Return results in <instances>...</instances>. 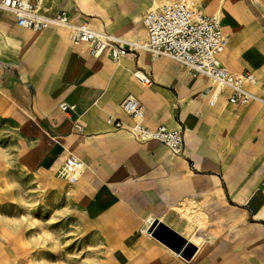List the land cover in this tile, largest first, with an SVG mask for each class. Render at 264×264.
I'll return each instance as SVG.
<instances>
[{
  "label": "crops",
  "instance_id": "0c3cea01",
  "mask_svg": "<svg viewBox=\"0 0 264 264\" xmlns=\"http://www.w3.org/2000/svg\"><path fill=\"white\" fill-rule=\"evenodd\" d=\"M34 1L48 14L65 11L73 23H86L108 34L110 19L96 15L97 0ZM149 9H143L142 15ZM221 13L223 31L230 37L221 62L238 75L252 74L256 82L245 86L264 100V35L231 8L224 7ZM4 19L10 27L0 30V35H6L4 40L11 45L0 48V83L21 117L20 159L40 173L56 169L69 150L82 159L92 181L83 195L89 198V211L111 224L108 243L114 246L116 260L235 264L234 248L222 256L220 247L234 244L236 228L258 229L259 238L251 242L264 243V200L252 198L257 189L246 184L247 175L235 178L228 172L224 178L221 172L227 167L219 164L215 150L210 165H203V158L190 155L186 146V136L208 124L210 132L223 140L238 139V132H243V147L254 143L263 149L264 103L233 107L226 92L217 96L213 83L193 79L183 65L169 58L153 59L145 50H131L116 66L108 53L95 57L87 45L74 47L66 30L36 34L17 30L10 13H0V29ZM118 33L124 38L123 31ZM134 73L149 77L152 86L144 87ZM129 98L141 104L146 126L183 131L182 155H173L156 141L138 142L128 131L115 130L108 123L113 119L126 127L134 125L121 109ZM62 105L69 109L63 111ZM235 179L242 182L236 184ZM121 212L128 219L119 217ZM154 222L196 248L190 260L149 234Z\"/></svg>",
  "mask_w": 264,
  "mask_h": 264
},
{
  "label": "rangeland",
  "instance_id": "374dc122",
  "mask_svg": "<svg viewBox=\"0 0 264 264\" xmlns=\"http://www.w3.org/2000/svg\"><path fill=\"white\" fill-rule=\"evenodd\" d=\"M184 1L191 2L189 6L194 11L204 14L215 15L210 12L218 9L220 12L215 16L219 18L222 16L221 10L229 7L264 35V0H101L100 3L97 0L95 13L110 19V25L105 30L111 37L144 45L147 42V32L143 24L145 14L142 15L141 11ZM84 7L83 4L82 9ZM0 13L8 15L3 11ZM3 22L0 30L9 29L7 19ZM119 30L124 32V38L118 36ZM4 39L6 35H0V48L11 45ZM128 53L130 50L126 52ZM108 56L116 66L124 58L114 59L109 53ZM135 75L136 73L133 75L136 79L141 76ZM142 85L147 88L152 83ZM250 104L262 105L258 102ZM16 112L15 105L0 83V264H126V261L115 259L114 246L108 243L112 237H108L111 224L89 211V198L84 197L83 193L84 189H90L92 181L88 179L82 159L69 150L62 163L53 171L40 173L29 170L20 159L23 135L20 128L21 117ZM239 125L241 124L236 127ZM197 131L186 136L189 154L202 157L203 165H210L215 150L219 164L227 167V171L221 172L222 177L228 172L235 178L238 174L247 175L246 184L257 189L252 198L264 200V148L258 149L254 143L243 147V132H238V139L223 140L221 136L210 132L208 124H203ZM245 141L244 143L249 142ZM71 162L73 167L70 171L68 165ZM73 177L77 178L75 183L71 181ZM235 182L239 184L242 180L235 179ZM84 184L87 187H82ZM226 214L227 212L220 213L222 216ZM121 215L128 219L126 213L121 212L119 217ZM235 220L240 222L239 215L235 214ZM263 229L264 226L261 227ZM258 232V229L236 228L234 244L228 248L220 247V254L230 255L234 248L235 264H264V243L261 239L255 244L251 242L252 239L259 238ZM256 255H261L262 258H255Z\"/></svg>",
  "mask_w": 264,
  "mask_h": 264
},
{
  "label": "built area",
  "instance_id": "2783aa9c",
  "mask_svg": "<svg viewBox=\"0 0 264 264\" xmlns=\"http://www.w3.org/2000/svg\"><path fill=\"white\" fill-rule=\"evenodd\" d=\"M0 11L12 14L19 28L32 32L44 30H66L73 45H87L95 57L104 53L114 59L124 56L128 50H145L153 59L168 57L183 65L193 79L206 80L218 89V94L226 92L228 103L233 107H242L251 102L264 103V100L252 94L246 84H254V76L246 73L238 75L230 71L221 62V56L229 46L230 37L224 33L222 21L215 15L194 11L185 3L165 4L157 9L146 11L143 24L147 32V42L136 45L120 42L107 33L98 32L88 24H75L70 14L60 11L48 14L39 2L34 0H0ZM143 84H150L147 76L138 77ZM215 96V99L217 98ZM215 101L212 102V105ZM67 111L69 107L62 105ZM122 111L134 121L126 127L122 122L109 119L115 130H126L138 142L156 141L165 145L173 155L184 153V133L180 129L160 126L153 129L143 123L141 104L126 99L121 105ZM73 164L68 165L72 170Z\"/></svg>",
  "mask_w": 264,
  "mask_h": 264
},
{
  "label": "water",
  "instance_id": "95a60500",
  "mask_svg": "<svg viewBox=\"0 0 264 264\" xmlns=\"http://www.w3.org/2000/svg\"><path fill=\"white\" fill-rule=\"evenodd\" d=\"M148 232L176 253L182 254L187 260H190L196 251V248L192 244H189L183 238L179 237L159 222H154Z\"/></svg>",
  "mask_w": 264,
  "mask_h": 264
},
{
  "label": "bare ground",
  "instance_id": "6f19581e",
  "mask_svg": "<svg viewBox=\"0 0 264 264\" xmlns=\"http://www.w3.org/2000/svg\"><path fill=\"white\" fill-rule=\"evenodd\" d=\"M188 5V4H187ZM113 38H115L114 36H112ZM115 39H117V38H115ZM117 40H119V39H117ZM120 41V40H119ZM138 75L140 76H142V74H140V73H138ZM213 101H215V98L211 101V102H213ZM72 163V162H71ZM76 179L77 178H75V177H73L72 179H71V181L73 182V183H75L76 182Z\"/></svg>",
  "mask_w": 264,
  "mask_h": 264
},
{
  "label": "clouds",
  "instance_id": "9594fccd",
  "mask_svg": "<svg viewBox=\"0 0 264 264\" xmlns=\"http://www.w3.org/2000/svg\"><path fill=\"white\" fill-rule=\"evenodd\" d=\"M7 157L5 156V159H6Z\"/></svg>",
  "mask_w": 264,
  "mask_h": 264
}]
</instances>
